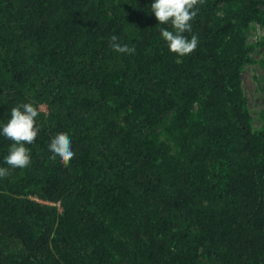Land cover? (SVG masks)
Listing matches in <instances>:
<instances>
[{
  "label": "trees",
  "instance_id": "1",
  "mask_svg": "<svg viewBox=\"0 0 264 264\" xmlns=\"http://www.w3.org/2000/svg\"><path fill=\"white\" fill-rule=\"evenodd\" d=\"M151 2L0 0V123L47 107L26 168L0 135V264H264V124L242 80L264 0H202L180 58Z\"/></svg>",
  "mask_w": 264,
  "mask_h": 264
},
{
  "label": "clouds",
  "instance_id": "2",
  "mask_svg": "<svg viewBox=\"0 0 264 264\" xmlns=\"http://www.w3.org/2000/svg\"><path fill=\"white\" fill-rule=\"evenodd\" d=\"M199 3H202V0H152L151 2L150 10L157 18L158 25H171V28L162 26L159 31L168 50L177 58L191 54L198 45V37L195 34L189 38L185 33L192 31L191 21L197 15ZM111 47L119 53H135L134 46L119 43L116 35L111 37ZM40 110V106L33 103H22L11 109L10 118L6 123H0V135L13 141L8 154L4 157L6 165L21 169L29 165L31 149L27 145L32 144L39 133L36 117ZM71 144V140L66 135H56L47 146V152L51 154L50 159L55 158L61 165L69 166L75 155ZM8 174L7 167H0V177Z\"/></svg>",
  "mask_w": 264,
  "mask_h": 264
},
{
  "label": "rangeland",
  "instance_id": "3",
  "mask_svg": "<svg viewBox=\"0 0 264 264\" xmlns=\"http://www.w3.org/2000/svg\"><path fill=\"white\" fill-rule=\"evenodd\" d=\"M249 43H257L264 37V27L253 25L247 31ZM251 61L243 68L242 80L248 107L252 115V123L256 129H260L264 124V47L257 46L251 53ZM43 111H47L45 105L41 106ZM172 113L163 115L160 124L155 127L154 132L162 131L163 125L169 122ZM163 136V133H160Z\"/></svg>",
  "mask_w": 264,
  "mask_h": 264
}]
</instances>
